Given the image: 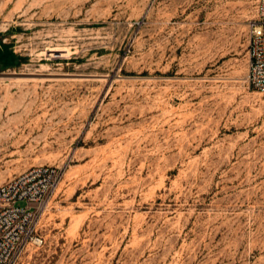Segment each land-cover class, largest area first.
Segmentation results:
<instances>
[{"label":"rangeland","instance_id":"1","mask_svg":"<svg viewBox=\"0 0 264 264\" xmlns=\"http://www.w3.org/2000/svg\"><path fill=\"white\" fill-rule=\"evenodd\" d=\"M256 1L0 0V185L61 173L18 264H264Z\"/></svg>","mask_w":264,"mask_h":264},{"label":"built area","instance_id":"2","mask_svg":"<svg viewBox=\"0 0 264 264\" xmlns=\"http://www.w3.org/2000/svg\"><path fill=\"white\" fill-rule=\"evenodd\" d=\"M248 85L264 93V0H257L249 31ZM61 173L52 166L32 167L0 185V264H18L31 245L42 243L39 218L52 200ZM23 202V207H16Z\"/></svg>","mask_w":264,"mask_h":264}]
</instances>
